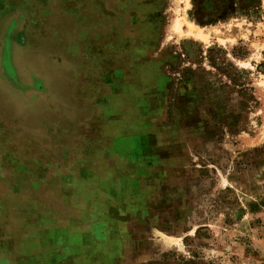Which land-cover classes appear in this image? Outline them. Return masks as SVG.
<instances>
[{"label": "rangeland", "instance_id": "1", "mask_svg": "<svg viewBox=\"0 0 264 264\" xmlns=\"http://www.w3.org/2000/svg\"><path fill=\"white\" fill-rule=\"evenodd\" d=\"M263 62L264 0H0V264H264Z\"/></svg>", "mask_w": 264, "mask_h": 264}, {"label": "trees", "instance_id": "2", "mask_svg": "<svg viewBox=\"0 0 264 264\" xmlns=\"http://www.w3.org/2000/svg\"><path fill=\"white\" fill-rule=\"evenodd\" d=\"M260 67H263L264 68V62L260 65ZM240 72L239 71H236V73H235V77H234V79H240Z\"/></svg>", "mask_w": 264, "mask_h": 264}, {"label": "crops", "instance_id": "3", "mask_svg": "<svg viewBox=\"0 0 264 264\" xmlns=\"http://www.w3.org/2000/svg\"><path fill=\"white\" fill-rule=\"evenodd\" d=\"M7 207H9V206H7Z\"/></svg>", "mask_w": 264, "mask_h": 264}]
</instances>
